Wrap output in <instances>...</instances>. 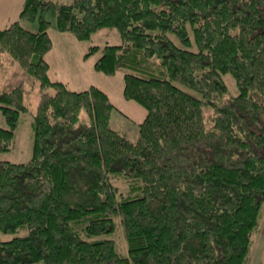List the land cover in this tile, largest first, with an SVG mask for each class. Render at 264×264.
Here are the masks:
<instances>
[{"label": "trees", "instance_id": "obj_1", "mask_svg": "<svg viewBox=\"0 0 264 264\" xmlns=\"http://www.w3.org/2000/svg\"><path fill=\"white\" fill-rule=\"evenodd\" d=\"M49 4L25 0L19 20L0 29V56L41 92L30 159L0 160V232H24L0 239V264H246L264 201V0L57 6L56 31L79 42L118 32L122 44L92 46L83 58L101 50L96 72L125 71L123 96L146 110L134 141L109 127L115 107L104 91L49 78L51 23L39 14ZM20 21H36V31ZM225 74L237 94L222 100ZM22 94L0 87V152L26 111ZM81 110L89 122L76 125ZM110 175L125 179L126 193ZM113 217L127 256L105 237Z\"/></svg>", "mask_w": 264, "mask_h": 264}, {"label": "rangeland", "instance_id": "obj_2", "mask_svg": "<svg viewBox=\"0 0 264 264\" xmlns=\"http://www.w3.org/2000/svg\"><path fill=\"white\" fill-rule=\"evenodd\" d=\"M47 1V0H45ZM72 0H52V2L40 11L45 20L51 23L48 30L54 42V50L49 58L52 67L60 65L67 82L65 83L69 90L81 91L89 86H96L110 97L111 102L116 106L109 116V127L118 133L126 136L130 141H134L138 133V124L146 115V110L134 101L126 100L123 96V75L124 70H120L116 75L110 77L93 69L95 60L100 56L101 50L91 55L88 59L83 58L84 54L92 46L100 48L106 44L119 45L122 40L118 32L113 28H102L93 33L89 40L79 42L73 38L74 42H66L60 33L54 27L56 8L60 4H69ZM13 14V13H12ZM5 16V15H4ZM13 19H18V15ZM22 27L29 31H36L37 22L20 21ZM71 36L70 34H68ZM178 46H182L176 38L172 36ZM192 40V37H191ZM183 47V46H182ZM195 50V45L187 47ZM81 55L82 58H79ZM83 61V62H81ZM57 62V63H55ZM72 66V67H71ZM54 79V78H53ZM223 79L227 85V94L222 98L225 100L237 94L235 81L230 74H225ZM63 82V81H61ZM64 83V82H63ZM20 86L22 89V104L26 111L19 114L17 127L14 131L12 144L7 151L0 152V160L12 163H23L30 159L32 149V122L36 113V108L40 98L39 83L20 67L19 63L4 53L0 56V87L10 90ZM188 90V89H186ZM50 92V90H48ZM191 94L195 92L188 90ZM120 101L125 103L124 106ZM133 108V109H130ZM89 118L84 110L79 111L78 120L75 123H88ZM0 127L7 128L5 116L0 111ZM111 182L119 188L121 192L126 193L128 190L125 179L110 175ZM4 206L7 202L0 203ZM113 234L105 237L112 238L115 242V249L121 256H127V247L125 242L124 231L118 217L112 218ZM23 231L0 232V239L5 241L14 236L22 235ZM84 237V236H83ZM34 264H43L38 261ZM246 264H264V201L260 206L257 223L251 235V245L247 251Z\"/></svg>", "mask_w": 264, "mask_h": 264}, {"label": "crops", "instance_id": "obj_3", "mask_svg": "<svg viewBox=\"0 0 264 264\" xmlns=\"http://www.w3.org/2000/svg\"><path fill=\"white\" fill-rule=\"evenodd\" d=\"M25 0H0V29H3L5 27H7L8 25H10L13 21L17 20V19H13L15 18L17 15H19V12L22 8V5L24 3ZM48 2H52V0H47ZM72 2V1H71ZM70 2V3H71ZM61 5V4H60ZM13 13V14H12ZM5 15V16H4ZM50 34V33H49ZM60 35H62V37L66 36V38H64V41L66 40V42H74L75 40L72 38V36H69L68 34H62L60 33ZM51 37V35H50ZM52 39V37H51ZM53 42V40H52ZM54 50V42H53V47L52 49L45 55V60L47 61V63L49 64V71H48V76L52 81H63L64 83L67 82L66 78L64 77L62 71L60 70V65L58 64L57 67H52L51 63H50V56L52 54V51ZM79 58H82L81 55H78ZM83 62V61H81ZM57 63V62H55ZM72 67V66H71ZM54 78V79H53ZM108 95V94H107ZM110 98V97H109ZM111 99V98H110ZM112 101V100H111ZM113 104V103H112ZM120 104L122 106L125 105V103L120 101ZM114 105V104H113ZM114 107H116L114 105ZM130 109H133L130 107Z\"/></svg>", "mask_w": 264, "mask_h": 264}]
</instances>
